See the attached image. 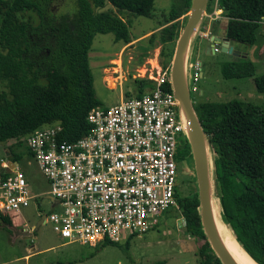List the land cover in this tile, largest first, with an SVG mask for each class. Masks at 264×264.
Listing matches in <instances>:
<instances>
[{"label":"trees","instance_id":"16d2710c","mask_svg":"<svg viewBox=\"0 0 264 264\" xmlns=\"http://www.w3.org/2000/svg\"><path fill=\"white\" fill-rule=\"evenodd\" d=\"M54 1L0 0V81L5 84L0 89V142L14 140L9 146V157L16 162L21 157L16 149L26 144L25 137L36 129L59 125L58 141L67 142L89 133L88 112L103 106L96 96L89 65L94 36L111 33L115 41L130 44V20L121 14L151 17L155 2L76 0L75 12L56 16L52 10ZM190 1L171 0L170 8L162 12L158 28L144 37L148 44L139 47L141 59L159 46L161 64H170ZM214 3L215 0L208 1L207 12L213 10ZM106 4L118 13L105 9ZM217 6L230 19L226 37L251 47L258 28L264 26V0H217ZM215 27L217 23L213 24L214 31ZM246 56L245 53L222 62L221 75L253 77L256 90L264 93V74L256 75L254 63ZM131 85L135 97L153 89L150 80L134 78ZM165 86L170 89L169 83ZM125 96L128 98L131 93L126 91ZM193 104L211 150L221 221L231 228L248 255L264 264V104L239 99ZM27 149L30 151L28 146ZM177 154L179 162L187 156L192 165L188 143L185 148L178 147ZM8 175L3 173L0 178ZM193 180L196 182L195 176ZM175 198L186 234L203 241L198 250L200 264H221L203 232L197 188L184 195L177 186ZM10 216L0 218L10 223ZM107 244L114 243L103 245Z\"/></svg>","mask_w":264,"mask_h":264},{"label":"built area","instance_id":"2783aa9c","mask_svg":"<svg viewBox=\"0 0 264 264\" xmlns=\"http://www.w3.org/2000/svg\"><path fill=\"white\" fill-rule=\"evenodd\" d=\"M220 12L215 0L214 10L205 16L216 20ZM198 36L209 38L208 32ZM153 59L155 66H138L137 72L143 67L145 73L132 75L150 80L153 89L92 108L87 135L73 142L58 141L61 127L49 125L25 137L49 184L48 197L61 207L43 222L50 221L67 242L90 247L120 243L152 229L164 211L177 206V149L186 140V123L170 85V64ZM186 72L190 89V82L202 76L201 64L188 58ZM118 73L121 78L122 70ZM33 198L19 168L0 178V215L19 211Z\"/></svg>","mask_w":264,"mask_h":264},{"label":"rangeland","instance_id":"374dc122","mask_svg":"<svg viewBox=\"0 0 264 264\" xmlns=\"http://www.w3.org/2000/svg\"><path fill=\"white\" fill-rule=\"evenodd\" d=\"M170 6L171 0H155L151 17L127 13L121 14V17L130 20V35L135 38L155 29L161 21L162 12H166ZM105 9H112L118 13L110 4H106ZM52 10L56 16L62 13H73L76 11V0H56L52 3ZM211 12L206 11L205 15ZM183 17L184 15L180 19ZM205 18L207 17L204 16L201 26L207 24L208 20ZM221 22L214 31L218 36L222 34ZM202 30L203 27L199 31ZM140 39H144V36ZM205 43L206 39L198 37L197 42L193 44V49L188 53V58L201 64L203 72L195 83L190 82L192 101L194 103L225 102L239 99L264 104V93L256 90L253 77L224 78L221 75L222 62L231 61L236 56L233 53L221 51L208 53L205 50ZM147 44L146 38L140 42L135 40L124 45L120 41H115L111 33H97L94 36L89 51V61L94 77L95 93L103 103L102 107L111 106L118 103L121 98H126V91L131 93L130 97H134L131 85L134 79L132 75L138 77L139 74L145 73L143 72L144 64L155 66L154 57L160 63L159 46L151 48L148 55L141 59L142 51L139 47L147 46ZM230 45L233 46V51L246 53V57L255 65L256 75L264 74V26L258 28L257 39L251 47L246 48L235 42H230ZM118 57L122 61L121 78L118 77L116 61H113ZM138 66H143L141 72H137ZM139 79H145V77H139ZM107 83L115 88L109 89L106 86ZM4 86L5 84L0 81V89ZM192 87H195V90ZM13 141L0 142V160L6 161L10 158L6 149L9 150L10 143ZM16 151L21 153L17 167L23 172L29 192L34 198L30 200L28 206L15 212L16 219L11 218L10 223L0 218V262H8L5 264H200L198 250L203 241H197L186 234L185 221L178 206H172L163 212L152 229L129 239L127 247L126 241L101 245L97 248L78 242H67L54 231L50 221L41 222L38 225L43 215L60 211L61 207H52L53 203L47 195L49 184L36 161L29 154L26 144ZM178 164L181 163H177V166ZM181 166L184 174H179L177 171L178 186L181 193L186 195L197 188L193 180L194 166L193 163L192 165L191 163L181 164ZM212 174L213 166H211L213 178ZM217 194L218 188L213 179L212 196L216 205L218 204ZM11 225L19 230L23 229L24 232L15 234L9 227ZM28 233L30 234L25 235ZM11 259L13 260L9 261Z\"/></svg>","mask_w":264,"mask_h":264},{"label":"water","instance_id":"95a60500","mask_svg":"<svg viewBox=\"0 0 264 264\" xmlns=\"http://www.w3.org/2000/svg\"><path fill=\"white\" fill-rule=\"evenodd\" d=\"M208 1H190L189 10L186 13V22L176 40L170 62V85L178 101L179 114L186 123V141L190 146L192 155L203 232L211 250L219 258L221 264H238L223 245L216 228L212 205L211 150L207 135L194 108L186 72L188 53L193 49V44L206 14ZM214 46L224 53H233L235 56L245 55V53L241 55L233 51V46L230 45V40L227 37L216 35L209 37L206 40V52L214 53ZM10 171L7 170L5 173H10ZM43 218L44 215L38 221V225L43 222Z\"/></svg>","mask_w":264,"mask_h":264},{"label":"crops","instance_id":"0c3cea01","mask_svg":"<svg viewBox=\"0 0 264 264\" xmlns=\"http://www.w3.org/2000/svg\"><path fill=\"white\" fill-rule=\"evenodd\" d=\"M217 9L219 10L220 9V11L222 12V9L221 8H218V6H217ZM213 10H214V8H213ZM212 10V11H213ZM221 12H220V16H219V18L218 19H216V20H210L209 18H205V19H207L208 21H207V24L206 25H203V26H201L200 27V29L203 27V30L200 32L199 31V33H202V32H208V35H209V37H211V36H215L216 34H215V32H214V30H213V24L214 23H217V25H219L220 24V22H221V26L223 27V29H222V34H221V36H219V37H226V29H227V27H228V25H229V23H230V19L228 18V17H224L222 14H221ZM205 17H207V16H205ZM263 24H264V22H263ZM158 28V26L155 28V29H153V30H156ZM199 29V30H200ZM214 29H216V27L214 28ZM153 30H150V31H148V32H146V33H144L143 35H141V36H138V37H135V38H132V40L133 41H137L138 39H140V37H145L146 35H149ZM216 36H218V35H216ZM199 37V36H198ZM197 37V38H198ZM204 39H206L207 40V38L206 37H203ZM132 41V42H133ZM231 42V41H230ZM240 44V43H239ZM246 48H248V47H246ZM205 50H206V43H205ZM89 55V54H88ZM113 61H116V65H117V70H121L122 68V61H121V59H120V57H118V58H116V59H114ZM161 63V62H160ZM89 65H90V61H89ZM164 66V65H163ZM91 68V67H90ZM201 73L203 74V72L201 71ZM103 82H104V80H103ZM94 84V83H93ZM106 86L109 88V89H113V88H115V86H110V85H108V83L106 84ZM6 147V146H5ZM7 150V152H8V155H10V152H9V150L8 149H6ZM30 152V151H29ZM31 156H32V154H31ZM0 162H1V164H0V168H1V172H0V176L3 174V173H5V171H7V170H13L14 168H16L18 165H17V163L18 162H16V161H13V160H11L10 158H8L6 161H4V160H0ZM18 168V167H17ZM10 171V172H11ZM49 190V189H48ZM53 203V202H52ZM55 205V204H54ZM53 204H52V207H55ZM165 212V211H164ZM16 215H17V213H13V214H11V216H10V219L11 218H13V219H16ZM163 215V213L160 215V217ZM10 228H11V230H14V233H16V234H20V232H24L23 231V229H21V230H19L18 228H15L14 226H9ZM135 236V235H134ZM133 236V237H134ZM130 237H132V236H130ZM130 237H128L126 240H128ZM125 240V241H126ZM99 246H101V245H98L97 247H99ZM97 247H94V248H97ZM13 259H11V260H9V261H12ZM5 263H8V262H0V264H5Z\"/></svg>","mask_w":264,"mask_h":264},{"label":"bare ground","instance_id":"6f19581e","mask_svg":"<svg viewBox=\"0 0 264 264\" xmlns=\"http://www.w3.org/2000/svg\"><path fill=\"white\" fill-rule=\"evenodd\" d=\"M218 203V198H217ZM213 205V215L214 220L216 224V228L218 231V234L220 236V239L225 246V248L228 250V252L232 255V257L235 259V261L238 264H258L256 261H254L248 253L240 246V244L236 241L233 232L231 229L224 224L220 217L219 213V203L216 205L214 200L212 201Z\"/></svg>","mask_w":264,"mask_h":264},{"label":"flooded vegetation","instance_id":"af4514ba","mask_svg":"<svg viewBox=\"0 0 264 264\" xmlns=\"http://www.w3.org/2000/svg\"><path fill=\"white\" fill-rule=\"evenodd\" d=\"M186 143H187V141H185V139H183V141L181 142V144L179 145V147L184 146V148H185ZM177 155H178V154H177ZM177 163H179V160H177ZM180 163H181V164H187V163H189V157L186 156V157L184 158V160H183L182 162H180ZM181 164H178V165H179V166H178V172H179V174L184 172V171L182 170V166H181ZM183 174H184V173H183ZM46 216H47V215H44L43 221L45 220Z\"/></svg>","mask_w":264,"mask_h":264}]
</instances>
